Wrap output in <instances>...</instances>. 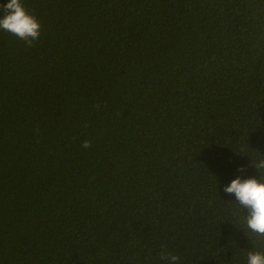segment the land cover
<instances>
[{"label": "trees", "instance_id": "obj_1", "mask_svg": "<svg viewBox=\"0 0 264 264\" xmlns=\"http://www.w3.org/2000/svg\"><path fill=\"white\" fill-rule=\"evenodd\" d=\"M22 2L42 30H0V264L264 252L224 192L259 180L264 0Z\"/></svg>", "mask_w": 264, "mask_h": 264}, {"label": "clouds", "instance_id": "obj_2", "mask_svg": "<svg viewBox=\"0 0 264 264\" xmlns=\"http://www.w3.org/2000/svg\"><path fill=\"white\" fill-rule=\"evenodd\" d=\"M0 30L17 37L26 43L28 47L40 38L42 25L37 17L29 13L22 0H8L7 4L0 5ZM99 108V105H97ZM83 148H90L91 142L84 141ZM250 167L255 168L259 174L256 178H236L224 188L226 194H234L240 209H247L248 214L244 216L247 229L256 237V243L264 247V154L255 161L251 160ZM240 172L245 168L238 169ZM160 259L166 264H178L179 256L161 252ZM247 264H264V252L249 251Z\"/></svg>", "mask_w": 264, "mask_h": 264}]
</instances>
